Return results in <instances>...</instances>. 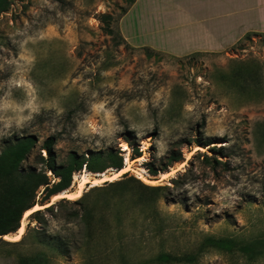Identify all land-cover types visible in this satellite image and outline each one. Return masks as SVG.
Listing matches in <instances>:
<instances>
[{"label": "rangeland", "instance_id": "rangeland-1", "mask_svg": "<svg viewBox=\"0 0 264 264\" xmlns=\"http://www.w3.org/2000/svg\"><path fill=\"white\" fill-rule=\"evenodd\" d=\"M8 2L0 15V152L32 135L22 167L43 171L42 146L54 136L58 163L71 152H111L130 168L121 184L89 185L73 200L53 196L43 227L33 212L26 217L28 243L52 237L82 246L67 259L48 250L60 264H264V36L176 57L122 39L128 0ZM102 13L114 15L113 34ZM136 150L142 156L132 159ZM117 170L84 167L66 191L76 193L85 172L94 180ZM15 234L4 240L24 236Z\"/></svg>", "mask_w": 264, "mask_h": 264}, {"label": "trees", "instance_id": "trees-1", "mask_svg": "<svg viewBox=\"0 0 264 264\" xmlns=\"http://www.w3.org/2000/svg\"><path fill=\"white\" fill-rule=\"evenodd\" d=\"M134 1L128 0V5H132ZM9 9L8 0H0V15L9 12ZM126 12L127 8L124 9L123 14ZM99 20L103 24L104 31L107 34L114 33L113 24L116 22V19L112 13L100 14ZM253 35L264 36V33L251 32L243 39L250 38ZM122 39L126 42L124 37ZM147 49L151 48L147 47ZM197 54L200 53L192 55ZM36 142L35 137L32 135L20 137L15 142H7L0 152V264H60V261L55 258L67 259L71 258L74 253L79 254L82 246H78L71 240L48 237L50 240H33L29 244V240H26L27 233L18 241L4 240V238L19 231L21 222L27 211L33 209L38 204L45 205L49 203L53 196L68 190L72 184L75 172L81 171L84 167L93 173H103L111 167L118 170L124 168L122 156L111 152L106 157L100 152H92L87 157L85 154L80 155L76 152H71L65 162L58 163L55 151L57 140L54 136H50L42 146V149L47 152V158L45 159L46 170L38 172L33 168L24 169L22 167L23 161L30 156ZM210 145L206 144V146ZM141 156V152L136 150L132 159ZM180 160L181 158L174 159L175 162ZM49 171L57 178L54 183H52L48 176L47 172ZM149 171L153 175L158 174V170L155 168H149ZM128 174L129 172L125 173L119 180L107 181L104 185L121 184L122 179ZM136 181L140 183L141 187L154 192L164 189L162 186H147L139 179H136ZM94 188L99 189L101 187L95 186ZM39 193H41L40 196ZM38 198H42L41 201ZM85 200L86 197L84 195L76 202L83 203ZM68 201L64 198L59 203ZM56 205L53 204L45 208V210L50 212ZM43 211L38 210L31 216L34 221H37L41 225L40 227L45 225ZM36 234L41 235L42 230H36ZM209 240L215 239L209 238ZM259 242L264 243V240H260ZM243 249L245 250L244 247ZM247 249L250 250L252 248L249 246ZM48 250L56 255L54 256L55 258L49 255ZM94 263L93 258L86 257L82 259V264Z\"/></svg>", "mask_w": 264, "mask_h": 264}, {"label": "crops", "instance_id": "crops-1", "mask_svg": "<svg viewBox=\"0 0 264 264\" xmlns=\"http://www.w3.org/2000/svg\"><path fill=\"white\" fill-rule=\"evenodd\" d=\"M120 28L129 44L176 57L220 53L264 33V0H135Z\"/></svg>", "mask_w": 264, "mask_h": 264}, {"label": "bare ground", "instance_id": "bare-ground-1", "mask_svg": "<svg viewBox=\"0 0 264 264\" xmlns=\"http://www.w3.org/2000/svg\"><path fill=\"white\" fill-rule=\"evenodd\" d=\"M129 170H130V168L128 167V165H126L124 168L115 171V173L113 175H111L110 177H107L105 173L104 174H96V177H95L94 180H91L89 172H85L83 175H81V179L79 181L76 193H68L67 191H65V192H62V193H59V194L55 195L53 197V200H56V199L61 198V197H66V198H69V199H72V200L76 199V198H79L82 195V193H83L84 189L86 188V186L91 185L93 187V186H97V185H102L107 180H110V181L117 180V179L120 178V176H122L125 173L129 172ZM141 178H142V176H141ZM41 208H44V207L38 205V206L34 207L33 209H31V210H29V211H27L25 213V217H24V219L22 221L21 228L15 234V236L12 237L14 240H18V239H16V237H19V239H20L23 236V234L25 233L26 217L29 216L32 212H34L36 210H39ZM6 238H11V237L10 236H6Z\"/></svg>", "mask_w": 264, "mask_h": 264}, {"label": "water", "instance_id": "water-1", "mask_svg": "<svg viewBox=\"0 0 264 264\" xmlns=\"http://www.w3.org/2000/svg\"><path fill=\"white\" fill-rule=\"evenodd\" d=\"M45 205H46V204H45ZM51 205H53V204H50L49 206H46V208L50 207ZM40 206H43V205H40ZM41 210H43V208H42ZM36 211H37V210H36ZM33 213H35V212H33ZM33 213H32V214H33ZM32 214H31V215H32ZM31 215H30V216H31Z\"/></svg>", "mask_w": 264, "mask_h": 264}, {"label": "snow or ice", "instance_id": "snow-or-ice-1", "mask_svg": "<svg viewBox=\"0 0 264 264\" xmlns=\"http://www.w3.org/2000/svg\"><path fill=\"white\" fill-rule=\"evenodd\" d=\"M16 239H19V237H16Z\"/></svg>", "mask_w": 264, "mask_h": 264}]
</instances>
